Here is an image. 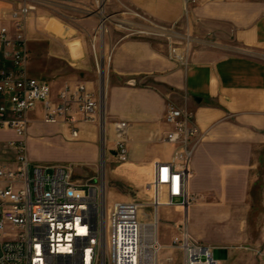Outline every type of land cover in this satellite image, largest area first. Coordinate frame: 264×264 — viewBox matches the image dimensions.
<instances>
[{"label": "crops", "instance_id": "crops-1", "mask_svg": "<svg viewBox=\"0 0 264 264\" xmlns=\"http://www.w3.org/2000/svg\"><path fill=\"white\" fill-rule=\"evenodd\" d=\"M23 4L33 7L25 24L27 73L49 82L55 96L64 84L77 82L102 92V70L107 125L130 123L129 159L114 168L111 155V176L138 179L143 174L151 180L153 162L169 160L173 153L172 145L157 142L168 128V104L194 112L201 137L192 159L189 187L197 198L186 210L187 228L195 239L220 247L222 261L233 245L243 247L251 188L264 161V0H199L185 23L183 0L108 1L106 8L121 15L129 31L181 22L196 33L201 47L187 64L173 61L164 43L133 32L109 34L106 64L93 35L101 17L94 0H0V25ZM29 120L31 161H39L35 143L45 141V135L63 131L72 137L67 125L43 121L41 104ZM99 129L98 122L82 123L73 137L88 142L94 164L100 162Z\"/></svg>", "mask_w": 264, "mask_h": 264}, {"label": "built area", "instance_id": "built-area-1", "mask_svg": "<svg viewBox=\"0 0 264 264\" xmlns=\"http://www.w3.org/2000/svg\"><path fill=\"white\" fill-rule=\"evenodd\" d=\"M198 1L183 0L185 14ZM32 9L20 5L9 13V23L0 25V134L16 135L0 138V264H176L177 252L181 264H221L220 247L195 239L187 228L185 213L197 198L189 187L192 159L201 137L193 111L168 104V128L161 139L173 146V153L169 160L153 163L150 193L144 198L109 204L95 182L75 179L70 166L28 158L29 113L39 104L43 121L67 125L72 137L82 123L107 125L101 91L85 82L67 83L53 96L49 82L27 73L25 24ZM104 25L102 21L100 32ZM163 29L171 32L174 27ZM153 30L130 33L148 36ZM176 50L169 57L187 64ZM108 127V153L124 163L129 159L130 123L119 120ZM167 207H180L184 218L166 244L160 239V210Z\"/></svg>", "mask_w": 264, "mask_h": 264}, {"label": "rangeland", "instance_id": "rangeland-1", "mask_svg": "<svg viewBox=\"0 0 264 264\" xmlns=\"http://www.w3.org/2000/svg\"><path fill=\"white\" fill-rule=\"evenodd\" d=\"M108 1L109 0H94V7L101 17L93 35L96 37L98 56L101 57L103 61L105 59L106 64H108L110 56L106 54L105 50L106 39L109 34L112 32H115V34L130 32L126 29L128 26L124 23L125 19H122L121 15L115 14L112 9L109 10L106 8ZM101 12L105 15L103 16ZM183 17V23H185L184 19H186L188 15L185 14L184 11ZM136 19H139L141 22L143 21L139 16H136ZM102 21H105L106 25V31L104 34L99 30ZM172 25L174 29L170 32L163 29L169 25L157 22V24L152 26V29H154L153 34L148 35L147 37L154 41L164 43L168 54L172 48L179 49L181 56H183L185 60H189L193 56L195 50L201 47V41L196 33L186 30L185 27L181 25V22H175L172 23ZM139 28L143 29L142 27ZM169 36H171V39ZM103 76L104 73L101 70L100 88L102 87ZM102 93H104L103 88ZM109 132L111 131L109 130L108 125H106V128L100 126V129L98 130L97 136L100 150V162H97L96 164L91 161L87 154L88 142L84 138H73L63 131L56 133L55 135L47 134L44 137L45 141L35 143V146L39 150L38 162L45 165L62 164L70 166L73 169L75 179L95 182L107 196L109 204L135 197H146V195L150 193L147 189V183L150 180L148 182L146 180L149 179V177H144V175L141 174V178L136 179L135 177L119 173L111 176L108 170V166L111 165L109 161L111 155L108 153L105 146V137ZM161 136L158 137L157 142L165 144L161 139ZM10 137H12L11 133L0 134V138ZM130 142L131 138L128 143ZM108 146H114V144L110 143ZM10 156L11 155L9 154H2V157L4 158ZM120 164L121 163L119 161L117 162V160L113 162L114 168L120 167ZM124 169L125 168H120V170L123 171ZM257 173L259 175L258 180L251 188L252 207L244 219L247 239L244 242L243 247H241L242 245H233L231 247V256L227 258L226 261H221V264H264V161L257 169ZM140 180L142 181L141 183L139 182ZM183 218L184 213L180 207L161 208L160 239L162 242L166 244L170 242L172 235L176 231V225L181 223ZM220 257L222 258V255ZM223 257H225V255ZM181 259L182 256L176 254V264H181Z\"/></svg>", "mask_w": 264, "mask_h": 264}, {"label": "bare ground", "instance_id": "bare-ground-1", "mask_svg": "<svg viewBox=\"0 0 264 264\" xmlns=\"http://www.w3.org/2000/svg\"><path fill=\"white\" fill-rule=\"evenodd\" d=\"M102 13V12H101ZM103 14V13H102ZM105 14H103L104 16ZM106 17V16H105ZM103 18V17H102ZM105 19V18H104ZM106 31V25L104 26H101V33L104 34V32ZM75 43H78L77 41ZM74 46H78V45H74ZM76 50V49H75ZM176 53L177 54H180V51L179 50H176Z\"/></svg>", "mask_w": 264, "mask_h": 264}, {"label": "water", "instance_id": "water-1", "mask_svg": "<svg viewBox=\"0 0 264 264\" xmlns=\"http://www.w3.org/2000/svg\"><path fill=\"white\" fill-rule=\"evenodd\" d=\"M104 85H105V78H104V76L102 77V88H103V90H104Z\"/></svg>", "mask_w": 264, "mask_h": 264}]
</instances>
